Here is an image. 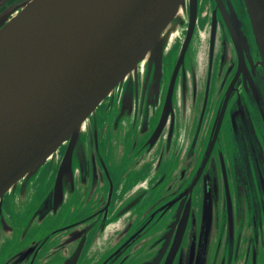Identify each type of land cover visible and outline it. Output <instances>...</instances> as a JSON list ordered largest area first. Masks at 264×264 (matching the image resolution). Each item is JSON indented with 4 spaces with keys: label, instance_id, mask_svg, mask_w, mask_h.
<instances>
[{
    "label": "flooded vegetation",
    "instance_id": "flooded-vegetation-1",
    "mask_svg": "<svg viewBox=\"0 0 264 264\" xmlns=\"http://www.w3.org/2000/svg\"><path fill=\"white\" fill-rule=\"evenodd\" d=\"M25 1L0 0V28ZM202 1L208 20L201 69L188 70L184 60L158 139L151 136L184 40L188 2L178 21L182 42L173 40L174 28L164 54L176 47L175 54L162 60L156 95L148 61L141 62L136 85L125 79L85 120L69 171L60 169L65 142L37 175L4 194L0 264H264V90L247 60L246 78L238 71L215 1L198 0V8ZM229 1L239 13L238 0ZM241 26L252 39L249 25Z\"/></svg>",
    "mask_w": 264,
    "mask_h": 264
},
{
    "label": "water",
    "instance_id": "water-1",
    "mask_svg": "<svg viewBox=\"0 0 264 264\" xmlns=\"http://www.w3.org/2000/svg\"><path fill=\"white\" fill-rule=\"evenodd\" d=\"M214 1L235 47L238 71L246 78L247 60L264 90V0H238L240 17L229 0L226 5ZM186 2L185 36L151 136L155 141L165 128L168 113L173 112V80L184 65L197 26L198 0L22 3L20 11L0 28V200L21 180L33 177L65 142L60 169L69 171L74 143L85 120L125 79L129 77L136 85L141 62L148 61L147 76L152 74L149 91L156 95L169 35L181 21ZM215 12L210 59L217 33ZM241 23L249 25L252 39ZM252 87L258 92L254 82ZM262 118L264 124V113Z\"/></svg>",
    "mask_w": 264,
    "mask_h": 264
},
{
    "label": "rangeland",
    "instance_id": "rangeland-1",
    "mask_svg": "<svg viewBox=\"0 0 264 264\" xmlns=\"http://www.w3.org/2000/svg\"><path fill=\"white\" fill-rule=\"evenodd\" d=\"M206 2H208L206 0ZM208 6H206L205 2L202 1L199 4L198 8V25L196 31L194 32V35L191 38L189 48L187 50V53L185 55V62H186V67L188 70L191 69V64H194L195 66L193 67L194 69H197L196 64L198 65V68L201 69V64L204 59V53L206 49V43H207V20H208V11H207ZM180 22H176L174 28H176L173 32L176 34L173 40H175V43L180 45L181 44V39L183 36L184 29L183 27L181 28L179 26ZM178 49V47H177ZM176 47L173 52L168 54L166 56L165 54L163 55V62L172 54V58L174 57ZM201 59V61H200ZM46 167V163L42 165L38 171L36 172V175ZM30 196V195H29Z\"/></svg>",
    "mask_w": 264,
    "mask_h": 264
},
{
    "label": "bare ground",
    "instance_id": "bare-ground-1",
    "mask_svg": "<svg viewBox=\"0 0 264 264\" xmlns=\"http://www.w3.org/2000/svg\"><path fill=\"white\" fill-rule=\"evenodd\" d=\"M240 17V15H238Z\"/></svg>",
    "mask_w": 264,
    "mask_h": 264
}]
</instances>
